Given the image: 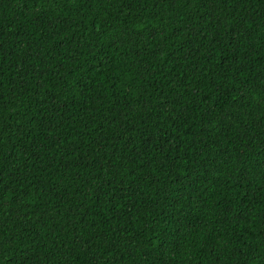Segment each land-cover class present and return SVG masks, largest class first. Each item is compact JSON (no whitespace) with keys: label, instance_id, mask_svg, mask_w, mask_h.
Returning a JSON list of instances; mask_svg holds the SVG:
<instances>
[{"label":"trees","instance_id":"16d2710c","mask_svg":"<svg viewBox=\"0 0 264 264\" xmlns=\"http://www.w3.org/2000/svg\"><path fill=\"white\" fill-rule=\"evenodd\" d=\"M0 264H264V0H0Z\"/></svg>","mask_w":264,"mask_h":264}]
</instances>
